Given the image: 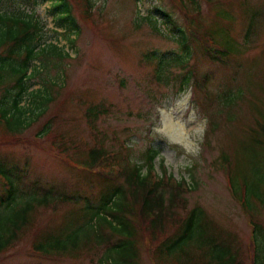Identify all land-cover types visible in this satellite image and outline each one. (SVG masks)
Masks as SVG:
<instances>
[{"label": "rangeland", "instance_id": "1", "mask_svg": "<svg viewBox=\"0 0 264 264\" xmlns=\"http://www.w3.org/2000/svg\"><path fill=\"white\" fill-rule=\"evenodd\" d=\"M91 1L92 21L88 23L95 27L74 12L80 31L73 46L53 32L50 2H20L24 11L34 12L46 23L44 41L56 44L68 56L60 66L55 59L53 63L36 59L29 64V74L37 69L40 73L34 76V86L24 93L20 106L34 110L37 105L34 111L39 113L44 107L38 104L44 98L49 101L33 125L16 135L26 143L5 145L0 133L3 169L18 166L8 154L14 155L25 164L29 179L39 176L44 183H56L65 192L96 203L105 185L95 173L81 172L63 160L65 155L81 153L73 149L72 139L86 135V108L102 103L107 112L100 115L98 125L106 130V146L138 165L144 162L147 149L156 152L155 174L160 176L165 169L175 180H185L193 188L185 195L187 209L202 208L234 236L242 264H251L247 218L231 197L226 174L216 167L222 153L226 154L238 193L244 192L247 183L248 198L264 201V138L251 136L255 120L261 118L264 123V0ZM179 2L181 8L176 6ZM8 3L0 0V7ZM73 3L76 8L81 6ZM207 35L228 48V64L215 62L199 51L197 38ZM160 56L168 60L178 57L198 77L209 78L206 92L194 85L175 92L155 83L153 68L144 60ZM178 71L179 67L174 68ZM220 92L225 93L222 104L218 98L215 104L206 101L207 93L214 97ZM165 120L179 125L184 142L170 139L173 136L164 132ZM46 123L63 136L60 146H66L64 154L51 150L43 136L35 140ZM253 180L258 183L252 184ZM1 190L0 185V194ZM73 208L41 209L22 240L0 254V264H91L98 259L99 254L92 251L77 258L42 257L32 251L40 235L66 224V215ZM258 209L254 220L264 227V209ZM178 213L183 215L182 210ZM144 244L139 246L141 264H176L171 257L160 261L148 250V242Z\"/></svg>", "mask_w": 264, "mask_h": 264}, {"label": "trees", "instance_id": "2", "mask_svg": "<svg viewBox=\"0 0 264 264\" xmlns=\"http://www.w3.org/2000/svg\"><path fill=\"white\" fill-rule=\"evenodd\" d=\"M4 1L9 3L0 7V133L5 145L11 142L23 144L26 140L16 135L33 125L45 112L49 101L44 98L38 104L44 107L39 113L34 111L37 105L34 110L20 106L24 93L34 86V76L40 73L37 69L35 74H29V64L36 59L48 63L55 59L60 66L68 54L56 44L44 41L46 23L34 12L24 11L20 5V2L36 4V0ZM47 1L50 2L49 15L55 20L53 32L63 36L69 45L75 44L80 31L74 12L84 23L95 27L94 23H88L92 21L91 0H73L81 5L78 8L72 0H42ZM176 6L179 7V3ZM197 39L199 51L204 56L221 64L229 63L228 48L217 44L214 37L207 35ZM148 58L144 61L152 66L153 80L158 85L175 92L194 85L197 90L206 92L209 78L198 77L185 63L179 62L178 57L172 60L163 56ZM177 67L180 71L174 72ZM224 94L220 92L209 97L207 93L206 101L214 103L218 98L222 104ZM106 112L102 103L90 104L86 108L83 114L86 135L72 139L73 149L81 153L65 155L63 160L81 172L95 173L98 181L105 185L96 203L80 194L67 193L56 183H44L39 176L29 179L25 164L14 155L8 154L18 166L3 169V157L0 156V254L22 240L36 223L41 209L55 211L59 205H69L72 208L77 206L66 215V220L70 221L40 235L32 247L34 253L42 257L68 255L77 258L92 251L99 257L91 264H141L139 246L148 242V250L152 255L156 253L160 261L171 257L176 264H242V253H239L234 236L212 221L202 208L187 209L185 195L193 188L185 180L177 181L167 175L163 168L160 176L155 174L153 161L156 152L147 149L144 162L138 165L126 161L119 152L106 146V130L98 125L100 115ZM51 129L46 123L40 133L35 134V140L43 136L51 150L64 154L63 150L67 148L64 144L60 146L63 136ZM251 136L256 140L264 138L261 118L255 120ZM219 159L216 170L223 171L229 179L231 197L242 208L251 230L248 245L252 249L251 264H264V227L254 220L258 208L264 209V201L248 198L247 183H244L245 190L240 195L229 157L222 153ZM179 210L183 215L178 213Z\"/></svg>", "mask_w": 264, "mask_h": 264}, {"label": "bare ground", "instance_id": "3", "mask_svg": "<svg viewBox=\"0 0 264 264\" xmlns=\"http://www.w3.org/2000/svg\"><path fill=\"white\" fill-rule=\"evenodd\" d=\"M164 125V132L167 133V135L169 137L173 136V138L171 137L170 139L175 140V141H183L182 139V129L179 127V125H176L174 123H172L171 121H164L163 123Z\"/></svg>", "mask_w": 264, "mask_h": 264}]
</instances>
